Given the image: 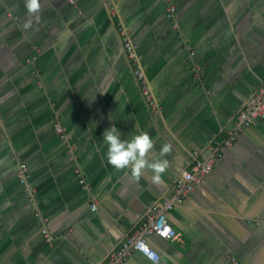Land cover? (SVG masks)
I'll return each instance as SVG.
<instances>
[{"label": "crops", "instance_id": "1", "mask_svg": "<svg viewBox=\"0 0 264 264\" xmlns=\"http://www.w3.org/2000/svg\"><path fill=\"white\" fill-rule=\"evenodd\" d=\"M38 3L30 14L25 0H0V264H103L264 82V0H115L114 16L103 0ZM119 25L138 46L156 114ZM112 124L124 139L148 132L149 160L171 145L161 182L107 162ZM167 220L174 239L148 238L158 261L135 252L124 264H264V119L237 134Z\"/></svg>", "mask_w": 264, "mask_h": 264}, {"label": "built area", "instance_id": "2", "mask_svg": "<svg viewBox=\"0 0 264 264\" xmlns=\"http://www.w3.org/2000/svg\"><path fill=\"white\" fill-rule=\"evenodd\" d=\"M107 5L109 14L115 15V0H103ZM175 13V7L169 5L167 15L172 17ZM118 36L127 61L130 64L131 71L137 80L141 95L148 108L154 113H158V106L146 82V77L140 65L138 46L131 40L128 32L122 26H118ZM193 55V53H191ZM35 58L27 60L32 62ZM196 76L201 72L199 69H193ZM264 119V82L254 92L251 100L244 104L237 112L233 128L224 132L220 137L214 138L208 145L206 156H201L199 151L192 153L191 161L187 169L181 172L174 179L170 187V196L161 203L154 204L148 211L140 228L128 234L119 247L112 250L106 257L103 264H124L127 259L135 252L140 253L147 259L157 262L158 255L149 245L148 238L156 236L159 239L170 241L177 236L174 228L167 220V212L175 205L181 204L195 189L201 184L203 179L211 172L215 164L223 159L224 150L233 145L237 134L255 125L259 120ZM56 132L63 134L62 128L56 126ZM17 177L21 184L26 185V192L30 193L28 188V168L25 164H20L17 171ZM77 182L83 190H89V184L85 178L77 173ZM96 202L90 204V210L96 211ZM46 236L45 229L42 230ZM49 241L50 238L47 237Z\"/></svg>", "mask_w": 264, "mask_h": 264}, {"label": "clouds", "instance_id": "3", "mask_svg": "<svg viewBox=\"0 0 264 264\" xmlns=\"http://www.w3.org/2000/svg\"><path fill=\"white\" fill-rule=\"evenodd\" d=\"M25 7L30 14L38 11V0H25ZM31 26V20H26L24 27ZM102 143L107 146V162L116 169H131V175L134 178H140L145 170H152V181L161 182V174L168 167V160L163 158L164 154L171 150V145L165 143L160 149L159 159H148V155L154 146V141L150 134L145 131H139L133 134L130 139L121 138V132L115 124L104 129L102 132Z\"/></svg>", "mask_w": 264, "mask_h": 264}]
</instances>
